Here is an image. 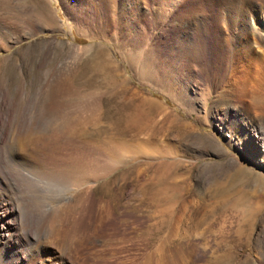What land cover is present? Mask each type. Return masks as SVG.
I'll return each mask as SVG.
<instances>
[{"label": "rangeland", "instance_id": "374dc122", "mask_svg": "<svg viewBox=\"0 0 264 264\" xmlns=\"http://www.w3.org/2000/svg\"><path fill=\"white\" fill-rule=\"evenodd\" d=\"M0 103V264H264V0H0Z\"/></svg>", "mask_w": 264, "mask_h": 264}, {"label": "bare ground", "instance_id": "6f19581e", "mask_svg": "<svg viewBox=\"0 0 264 264\" xmlns=\"http://www.w3.org/2000/svg\"><path fill=\"white\" fill-rule=\"evenodd\" d=\"M63 91H64V84H63V82H59L58 85H56L55 87H52V88L50 87L47 90V92H46V96H47V98H49V100L47 99V106H46V109H44V110L46 111V114H48V116H49L48 120L50 122L53 120L52 124H51V128H52L51 129L52 130L51 140L53 142L55 140L57 142L61 141V142H64V143L76 144V141H74V134L76 133L75 132L76 130L74 129V126L76 124V118L78 116L73 117L69 113L63 112V110H62L63 109V104H62L63 101L60 100L64 96V92ZM86 97H88V96H86ZM92 98L94 99L95 97H92ZM83 99L85 100L86 98L83 97ZM77 104H78V102H77ZM90 104H91V102H90ZM95 104L96 103H94V106H95ZM39 108H40V106H39ZM92 109H93V107H92ZM4 112H6V113H4ZM9 113H10V110L8 111L6 106H3L2 103H0V163L2 161L3 162L6 161V163H8V165H12L11 164V160L12 159H8L7 158L8 154L6 156H4V153H3L4 149H6V148H8L7 151H8L9 154L12 155V152H13L11 150L12 149V145H10V148H9V147H5V143H4V142H6V138H8V135H9L7 133V126L12 125L13 121L17 122L18 125H19V123L21 122L22 119L21 118L13 119L12 117L9 116ZM40 116L42 118L43 114L40 115ZM44 120H46V119H44ZM13 125H15V124H13ZM28 131H29V133L26 136H25V133H24L25 129L20 131V133H17L16 134L17 136L15 137V140H17V143H19L21 145V147L24 148V149H26V148H29V149L30 148L31 149L34 148V149H36L38 147V144H40V137L35 135L33 129H29L28 128ZM259 135H260L259 138H261L264 141V132H260ZM49 138H47V140H49ZM7 142H8V140H7ZM48 143H49V141H48ZM7 146H9V145H7ZM76 146H74V148ZM47 148H49V147H47ZM43 149H45V148L43 147ZM91 152L93 153V151H91ZM92 153H91V155H92ZM49 154L51 155V152ZM56 154H57V157L54 158L53 163H54L55 167L57 168V172H56L57 174H65L66 175L69 172H71L74 176H76V178L77 177L81 178V177H85V176H88V175H93L95 168H94V170H92V168H93V165H95V162H96L94 155L90 156L88 161L82 160L80 157H76L73 161H71L70 165H69V163L68 164L66 163V165H64L65 158H64V160L62 159L61 153H59L60 155L58 153H56ZM86 154H87V152H86ZM50 155L49 156H45V158L43 157L42 158V160H43L42 162L43 163H41V161H40V163L44 164V165L46 163H48L46 161H47L48 157H51ZM88 156H87V159H88ZM66 162H67V160H66ZM12 166H14V165H12ZM1 168H0V170H1ZM19 179L23 181V179L20 178V176H19ZM9 209L14 211V206H11Z\"/></svg>", "mask_w": 264, "mask_h": 264}]
</instances>
